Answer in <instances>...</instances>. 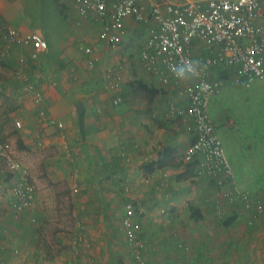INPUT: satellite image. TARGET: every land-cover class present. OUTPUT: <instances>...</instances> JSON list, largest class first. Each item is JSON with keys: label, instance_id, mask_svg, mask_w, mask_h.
<instances>
[{"label": "crops", "instance_id": "1", "mask_svg": "<svg viewBox=\"0 0 264 264\" xmlns=\"http://www.w3.org/2000/svg\"><path fill=\"white\" fill-rule=\"evenodd\" d=\"M45 1L0 0V90L11 102L0 130L2 139L15 143L36 183L32 207L16 218L9 205L13 175L0 158V264H119L115 245H122L120 239L139 264L119 229L128 201L143 225L138 236L145 244L144 264H170L176 258L177 264L264 260V229L261 221L256 225L264 216L252 225L249 213L232 209L217 222L205 201L210 191L205 177L193 181L185 174L181 156L191 136L185 122L163 118L177 88L166 93L137 64L131 65L146 40V25L126 20L119 42L112 45L99 39L102 25L80 16L72 0ZM14 8L23 12L15 19L8 14ZM47 19L48 25L40 26ZM9 30H16L18 38L39 34L48 46L32 57L30 43L7 45ZM86 46L94 48L93 55L85 54ZM113 70L119 79L108 87L106 77ZM25 82L33 92L22 90ZM34 94L40 95L39 103ZM14 118L21 128L12 125ZM62 213L68 215V231L59 229L60 222L66 224ZM230 217L234 220L226 224ZM241 217L260 236L255 251L248 244L255 245L256 239L219 230L233 225L242 234L236 226ZM34 218L38 223H31ZM76 222L86 228L81 251L72 248ZM45 226L55 228L53 236L62 244L53 254L42 246ZM241 249L248 251L242 254Z\"/></svg>", "mask_w": 264, "mask_h": 264}, {"label": "built area", "instance_id": "2", "mask_svg": "<svg viewBox=\"0 0 264 264\" xmlns=\"http://www.w3.org/2000/svg\"><path fill=\"white\" fill-rule=\"evenodd\" d=\"M72 3L80 16L102 25L98 37L108 44L119 42L118 32L126 20L146 25V40L131 65L137 64L164 92L171 87L177 88L175 97L178 100L168 101L163 118L185 122L191 141L181 160L184 164L196 163L191 180L205 177L210 188L205 201L219 220L223 221L232 209L249 213V224L258 216H264V190L250 193L237 183L208 112L211 98L228 85L247 86L254 80H264V0H188L182 3L169 0H72ZM18 37L16 30H9L7 45L30 43L32 57L48 46L39 34ZM84 52L91 56L94 48L86 46ZM188 59L202 61V71L188 80L176 79L174 69ZM116 72L118 70L108 73V87L118 82ZM22 90L31 93L34 88L25 82ZM41 100L39 94H34V101L39 103ZM12 125L19 129L21 121L14 118ZM56 126L61 128L62 123L58 122ZM0 158L5 160L13 175L9 205L12 215L19 216L32 207L36 183L29 168L11 154L1 130ZM134 216V203L128 201L121 219L123 234L139 258V264H144L140 258L145 244L138 236L139 225ZM80 229L72 240L76 251L85 249L83 226Z\"/></svg>", "mask_w": 264, "mask_h": 264}, {"label": "rangeland", "instance_id": "3", "mask_svg": "<svg viewBox=\"0 0 264 264\" xmlns=\"http://www.w3.org/2000/svg\"><path fill=\"white\" fill-rule=\"evenodd\" d=\"M45 1V0H44ZM46 2V1H45ZM42 7L44 11L48 9V4H43ZM27 10L31 13L29 6L26 7ZM26 12V11H25ZM10 16H21L23 14L22 10L19 8L12 9L8 12ZM46 14H49L46 13ZM29 15V14H28ZM23 17V16H22ZM2 21V17H0V22ZM49 21H51L49 19ZM48 25V19L40 22V26ZM50 23V22H49ZM2 90H0V120L4 116V109L10 108L11 102L9 100H5V95L1 94ZM208 112L210 118L214 122L216 126L217 134L222 142V146L224 148L225 154L233 168L237 183L246 191L250 193L261 192L264 190V80H254L249 85H228L223 88L219 93H217L214 97L211 98V101L208 104ZM4 122L1 121L0 125L6 123V118H4ZM9 144V150L13 157L18 160H22L18 154L16 153V145L14 142H10L6 140ZM22 162V161H21ZM6 164V163H5ZM61 183V185H66ZM61 219L66 221V224H62L60 222L59 229L68 231L70 223L68 222V215L62 213ZM16 218H20L17 216ZM206 220L209 217H205ZM243 218V220L241 219ZM238 218L236 221V226L238 229L243 230L235 231L233 229V225L227 226L223 229V233L228 236L231 235L230 229L233 231L235 237L241 236L243 237H251V240H255V245L251 243L248 244L253 248H259L258 238L260 237L256 233H252L251 229L247 225H245L244 217ZM217 222L222 223L221 220ZM60 220V217H59ZM56 218L55 221H59ZM256 220V225L261 221V229H264V217ZM205 221V220H204ZM165 223L164 221H162ZM33 224L38 223V218L32 219ZM45 223H51L45 221ZM140 221H138L139 230L143 227L140 226ZM255 222L252 223L254 225ZM164 225V224H163ZM80 226H83L82 236L84 237V230H86L84 223H77L74 230H71L75 235L77 232H80ZM256 227V226H255ZM120 232H123L122 225H120ZM54 227L45 226L41 231L43 232V247L47 252L55 253V251L60 250L62 244H59L57 240L54 238L53 231ZM217 232V235H220V232ZM217 230H215L216 232ZM222 233V234H223ZM250 235V236H249ZM252 235V236H251ZM264 238V233L261 236ZM84 240V238H83ZM119 242L121 244L115 245L118 248V253L116 259L120 260L119 264H135L134 260L130 254L129 247L123 244V240L120 239ZM73 248V247H72ZM124 248H128V252L124 250ZM74 249V248H73ZM264 249V247H263ZM120 251V253H119ZM248 251L247 249H241L240 252L243 254ZM255 253V252H254ZM262 253V252H260ZM261 255V254H260ZM239 256V255H238ZM236 258V257H235ZM178 258L170 261V264H177ZM146 262V260L144 261ZM239 260L235 262V260L230 261L228 264H238ZM182 263V262H181ZM247 264V261L245 260ZM250 264H264V260L261 256H258L257 259Z\"/></svg>", "mask_w": 264, "mask_h": 264}, {"label": "clouds", "instance_id": "4", "mask_svg": "<svg viewBox=\"0 0 264 264\" xmlns=\"http://www.w3.org/2000/svg\"><path fill=\"white\" fill-rule=\"evenodd\" d=\"M202 69V61L199 59H188L174 69V76L178 80H188L198 76Z\"/></svg>", "mask_w": 264, "mask_h": 264}, {"label": "trees", "instance_id": "5", "mask_svg": "<svg viewBox=\"0 0 264 264\" xmlns=\"http://www.w3.org/2000/svg\"><path fill=\"white\" fill-rule=\"evenodd\" d=\"M221 77H225V73L224 74H222L221 75ZM140 87H142V89H144L145 88V86L144 85H140ZM148 91H150V92H152V91H154V92H152V94H154L155 92H157L155 89L154 90H152V89H147ZM195 166H196V163H189V164H186V171H185V174L186 175H188L189 177L190 176H192V174H193V169L195 168ZM235 217V216H234ZM234 217H230L229 219H226L224 222L226 223V224H229L232 220H234Z\"/></svg>", "mask_w": 264, "mask_h": 264}]
</instances>
